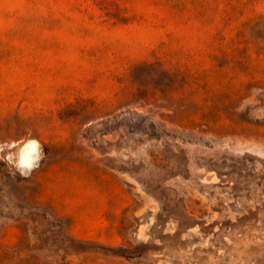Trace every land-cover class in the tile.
I'll return each instance as SVG.
<instances>
[{
    "label": "rangeland",
    "instance_id": "374dc122",
    "mask_svg": "<svg viewBox=\"0 0 264 264\" xmlns=\"http://www.w3.org/2000/svg\"><path fill=\"white\" fill-rule=\"evenodd\" d=\"M0 264H264V0H0Z\"/></svg>",
    "mask_w": 264,
    "mask_h": 264
},
{
    "label": "bare ground",
    "instance_id": "6f19581e",
    "mask_svg": "<svg viewBox=\"0 0 264 264\" xmlns=\"http://www.w3.org/2000/svg\"><path fill=\"white\" fill-rule=\"evenodd\" d=\"M35 146V142H31L27 144L23 149V158L28 163H32L33 161V149Z\"/></svg>",
    "mask_w": 264,
    "mask_h": 264
}]
</instances>
